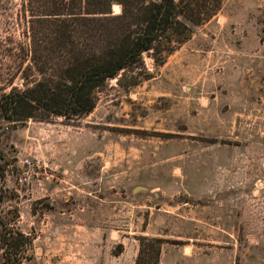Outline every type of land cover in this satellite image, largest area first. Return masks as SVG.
Returning a JSON list of instances; mask_svg holds the SVG:
<instances>
[{
    "label": "rangeland",
    "instance_id": "obj_1",
    "mask_svg": "<svg viewBox=\"0 0 264 264\" xmlns=\"http://www.w3.org/2000/svg\"><path fill=\"white\" fill-rule=\"evenodd\" d=\"M21 3L0 0V39L18 37ZM221 3L89 116L3 125L0 218L33 240L22 264H136L140 237L197 264H264V0Z\"/></svg>",
    "mask_w": 264,
    "mask_h": 264
},
{
    "label": "trees",
    "instance_id": "obj_2",
    "mask_svg": "<svg viewBox=\"0 0 264 264\" xmlns=\"http://www.w3.org/2000/svg\"><path fill=\"white\" fill-rule=\"evenodd\" d=\"M221 5V0H22L18 37L9 33L0 39V140L4 124L58 118L69 125L89 116L109 81L132 88L148 80L144 57L163 65ZM11 166L0 147V204L7 198ZM138 241L136 264H160L164 241ZM32 245L0 218L1 264L28 261Z\"/></svg>",
    "mask_w": 264,
    "mask_h": 264
},
{
    "label": "crops",
    "instance_id": "obj_3",
    "mask_svg": "<svg viewBox=\"0 0 264 264\" xmlns=\"http://www.w3.org/2000/svg\"><path fill=\"white\" fill-rule=\"evenodd\" d=\"M167 259L172 261V264H197L194 262V257L189 253L179 254L177 251H169L168 249L162 248L160 264H167ZM202 264H208L207 261ZM211 264V263H210Z\"/></svg>",
    "mask_w": 264,
    "mask_h": 264
}]
</instances>
